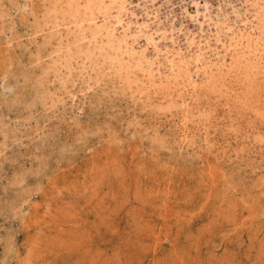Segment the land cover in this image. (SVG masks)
Masks as SVG:
<instances>
[{"label":"rangeland","instance_id":"obj_1","mask_svg":"<svg viewBox=\"0 0 264 264\" xmlns=\"http://www.w3.org/2000/svg\"><path fill=\"white\" fill-rule=\"evenodd\" d=\"M54 1L0 0V264H264V43L262 60L240 66L241 47L216 43L239 33L253 5L209 0L223 33L186 19L181 51L185 38L211 48L198 64L193 52L176 56L200 77L186 93L184 69L164 62L170 32L137 40L154 78L127 61L118 72L77 50L93 44H72L73 20ZM144 1L124 23L151 33L170 10L168 20L184 18L180 0L157 17Z\"/></svg>","mask_w":264,"mask_h":264},{"label":"bare ground","instance_id":"obj_2","mask_svg":"<svg viewBox=\"0 0 264 264\" xmlns=\"http://www.w3.org/2000/svg\"><path fill=\"white\" fill-rule=\"evenodd\" d=\"M56 1V0H55ZM54 1V2H55ZM65 7L59 5V7H63L60 9L59 14L62 15L63 18L67 16L69 19L71 18L73 21L70 22L69 24L73 25V29H69L68 31L73 34L71 37H74V40L71 39L73 42L72 44H75L77 41L81 40H87L88 43L91 45L93 44L92 48L86 47L83 48L78 46L79 52H82L86 58H91L95 54L101 55L104 57L105 61L109 60V63L115 65L114 68L116 67L117 71L121 70H126V66L128 65L129 69L133 67V69L142 72L141 74H144L149 78H152L154 74L149 70L153 66V63L149 62L145 56L142 54V51L137 50V40L139 38L144 37L146 39L147 45H153L155 42L154 40V34L161 33L162 38H166V35L168 32L172 35L171 43H172V50L169 52H165V58L164 62L167 63L168 70L172 71H177V73H181L180 69H184L183 71V82L184 85H182V88L186 93L188 92H193L195 90V86L197 85V80H196V75L194 74H189L186 73L185 71V63L186 62H181L182 65L176 64L174 62L176 61V56L179 55H186L187 52H193V60L195 61L196 64L199 63V61H206V59L209 56V51H211V48L209 49V46L207 43H203L200 41V39H192L189 40L188 38H185V51H181V48L178 46L179 43L174 40L175 34H178L180 30H182V25L185 23L186 19H191L196 22L197 24V29L199 30L198 33L201 32H206L204 27H209L211 24L216 28V34H218V24L220 25L219 22L214 20L211 16V11L212 7L209 5V0H201L202 3H200V0H180V14L184 16L182 18V21L179 22V24L175 23V18H176V13L174 12L172 14L171 19L169 17V12L168 11L166 14L167 16L165 17L164 14L163 16L166 19V22L162 23L159 21L157 22V30L154 32L149 33L148 29L143 27L141 24H136L132 23L130 21L125 22L127 17H133L136 16V9L140 6L139 1L141 0H64ZM60 2V1H59ZM149 2L151 9L155 10L154 17L158 16V11L160 10V7L164 2H169V0H145L144 4ZM245 2L251 3L255 9V15L251 20H242L244 23L242 26L243 28H238V34L233 35V36H226L225 34H218L219 36L217 37V42L216 43H221V46L225 48V40L229 39L228 46L226 45V49H240V47L243 49L240 53V56L235 58L236 64H241L242 61H247L248 59L246 56L248 55H254V58L262 60L261 56H256V52L261 53L262 44L264 43L262 36L264 35V0H245ZM244 2V3H245ZM254 2V3H253ZM58 3V2H57ZM135 3V4H134ZM53 4V3H52ZM59 4V3H58ZM61 4V2H60ZM241 4V3H240ZM57 5V4H56ZM232 6V4H231ZM243 6V5H242ZM251 6V5H250ZM54 7V6H53ZM56 7V6H55ZM170 7V6H169ZM220 7V5H218ZM222 7V6H221ZM247 7V6H246ZM252 7V6H251ZM133 8V9H132ZM140 8H143L145 10L146 5H141ZM193 8V10H191ZM51 9V8H50ZM162 9V8H161ZM171 9V8H170ZM247 9V8H246ZM250 9V8H249ZM54 10V9H53ZM142 10V9H141ZM235 10V9H234ZM52 11V10H51ZM55 11V10H54ZM61 12V13H60ZM147 11H145L146 13ZM237 12V11H236ZM241 12V11H240ZM251 14V11H249ZM226 13V12H225ZM232 13V12H231ZM54 14V13H53ZM242 14V13H241ZM50 15V13H49ZM48 15V16H49ZM55 17L54 20L57 22L58 21V15L57 12L55 11ZM60 15V16H61ZM223 16V15H222ZM234 16V15H233ZM51 17V18H52ZM218 17V15H217ZM49 18V17H48ZM250 18V17H249ZM217 19V18H216ZM50 20V19H49ZM63 20V19H61ZM60 20V21H61ZM47 21V20H46ZM228 21V20H227ZM234 21V20H233ZM138 22V21H137ZM49 23V22H48ZM47 23V24H48ZM46 24V25H47ZM63 24V23H62ZM54 24H51V26ZM59 25V24H58ZM57 23H55L54 26H57ZM146 25V24H145ZM60 26V25H59ZM62 26V25H61ZM162 26V27H161ZM195 26V25H194ZM224 26V25H223ZM230 26V25H229ZM247 26L250 27V29ZM45 27V26H44ZM161 27V29H160ZM227 27V26H226ZM64 28V27H63ZM132 28V29H131ZM222 32V28L219 27ZM47 29V28H46ZM56 29V28H55ZM58 29V28H57ZM56 29V30H57ZM236 29V27H235ZM51 28L48 30L50 31ZM138 30V31H136ZM194 30V29H193ZM58 31V30H57ZM66 31V30H65ZM55 32V31H54ZM53 32V33H54ZM66 36L68 35V33ZM191 32V31H190ZM195 32V31H194ZM207 32L210 34V30L207 29ZM232 32V31H231ZM49 33V32H48ZM52 33V32H51ZM56 33V32H55ZM223 33V32H222ZM229 33V32H228ZM47 34V33H46ZM60 34V33H59ZM55 35V34H54ZM196 35V34H195ZM48 36V35H47ZM61 36V35H60ZM70 36V35H68ZM203 34L201 35V37ZM209 36V35H208ZM51 37V36H50ZM65 37V36H64ZM200 37V36H199ZM222 37V38H221ZM55 38V37H54ZM59 38H57L58 40ZM70 39V38H69ZM144 39V40H145ZM209 39V38H208ZM68 41V40H66ZM143 41V40H142ZM157 41V40H156ZM170 41V40H169ZM206 41H208L206 39ZM215 41V40H214ZM57 42V41H56ZM160 42V41H159ZM228 42V41H227ZM143 43V42H142ZM210 43V42H209ZM61 44V43H60ZM78 44V43H76ZM82 44V43H81ZM204 44V45H203ZM89 45V46H90ZM141 45V44H140ZM146 45V46H147ZM156 45V43H155ZM177 45V47L175 46ZM203 45V46H202ZM212 45V43H211ZM64 46V45H63ZM68 46V45H67ZM77 46V45H75ZM74 48L76 49V47ZM218 46V45H217ZM216 46V47H217ZM261 46V47H260ZM72 47V45H71ZM153 47V46H152ZM222 47V48H223ZM73 48V47H72ZM183 48V47H182ZM68 49V48H67ZM143 49V48H142ZM209 49V50H208ZM57 50V48L55 49ZM62 50V49H61ZM60 50V51H61ZM217 50V49H216ZM219 50V49H218ZM234 50V51H235ZM65 51V48H64ZM224 51V50H223ZM58 52V51H57ZM73 52V51H72ZM77 52V51H76ZM141 52V54L139 53ZM227 52V51H226ZM229 52V51H228ZM263 52V51H262ZM56 53V51H55ZM61 53V52H60ZM65 53V52H64ZM62 53V54H64ZM74 53V52H73ZM77 54V53H75ZM162 54V52H161ZM191 54V53H190ZM212 54V53H211ZM215 54V53H214ZM67 55V54H66ZM81 55V54H80ZM124 55H126L128 60L124 59ZM218 56V53H216ZM228 55V54H227ZM231 55V54H230ZM247 56V57H248ZM60 57V56H59ZM58 57V58H59ZM64 57V55H63ZM80 57V56H79ZM96 57V56H95ZM100 57V56H99ZM156 57V56H155ZM184 57V56H183ZM215 57V56H214ZM225 57V56H224ZM69 56L65 57V60L68 61ZM178 58V57H177ZM180 58V57H179ZM186 58V57H185ZM188 58V57H187ZM211 58V57H210ZM218 58V57H217ZM229 58V57H228ZM161 59V58H160ZM190 59V58H189ZM192 59V58H191ZM221 59V58H220ZM224 59V58H223ZM230 59V58H229ZM228 59V60H229ZM258 59V60H259ZM63 60V59H61ZM77 60V59H75ZM96 60V59H95ZM103 60V59H102ZM185 60V59H184ZM187 60V59H186ZM210 60V59H209ZM233 60V59H232ZM259 60V61H260ZM72 61H74L72 59ZM81 61V60H80ZM103 61V62H105ZM128 64H126V62ZM152 61V60H151ZM220 61V60H219ZM86 62V61H85ZM91 62V61H90ZM99 62V61H98ZM211 62V60L209 61ZM217 62V61H216ZM224 62V60H223ZM251 62V61H250ZM249 62V63H250ZM262 62V61H261ZM55 63V62H54ZM58 63H60L58 61ZM80 63V62H79ZM94 63V62H93ZM100 63V62H99ZM194 63V62H193ZM204 63V62H203ZM213 63V62H212ZM218 63V62H217ZM228 63V62H227ZM230 63V62H229ZM233 63V62H232ZM248 63V62H246ZM61 64V63H60ZM59 64V65H60ZM69 64V63H68ZM64 65L65 66H68ZM76 64V63H75ZM84 64V63H83ZM88 64V63H87ZM91 64V63H90ZM88 64V65H90ZM206 64V63H205ZM208 64V63H207ZM206 64V65H207ZM214 64V63H213ZM255 65V63H253ZM70 65V64H69ZM81 65V64H80ZM101 65V64H100ZM105 65V63H104ZM110 65V64H109ZM132 65V66H131ZM223 65V64H221ZM230 65V64H229ZM232 65V64H231ZM247 65V64H246ZM71 66V65H70ZM78 65H76L77 67ZM85 66V65H84ZM87 66V65H86ZM93 66V65H92ZM99 66V65H98ZM111 66V65H110ZM162 66V65H161ZM214 66V65H212ZM219 66V65H218ZM240 66V65H239ZM258 66V65H257ZM73 67V66H72ZM83 67V66H82ZM95 67V66H94ZM108 67V66H106ZM197 67V66H196ZM195 67V68H196ZM243 67V66H242ZM261 67V66H260ZM63 68V67H62ZM65 68V67H64ZM70 68V67H69ZM101 68V67H99ZM103 68V67H102ZM113 68V69H114ZM199 68V67H198ZM251 68V67H250ZM257 68V67H256ZM67 69V68H66ZM71 69V68H70ZM81 69V68H80ZM79 69V70H80ZM89 69V68H88ZM210 69V68H209ZM231 69V68H230ZM245 69L247 67L245 66ZM69 70V69H68ZM67 70V71H68ZM82 70V69H81ZM92 70V67H91ZM109 70V69H108ZM107 70V71H108ZM111 70V69H110ZM204 70V69H203ZM228 70V69H227ZM232 70V69H231ZM234 70V69H233ZM261 70V69H260ZM73 71V70H72ZM83 71V70H82ZM81 71V72H82ZM98 71V70H97ZM105 71V70H104ZM103 71V73H105ZM166 71V70H165ZM201 71V70H200ZM213 71V70H212ZM217 71V70H216ZM221 71V70H220ZM226 71V70H225ZM235 71V70H234ZM254 71V70H253ZM76 72V71H75ZM95 72V71H94ZM115 72V71H114ZM158 72V71H157ZM169 72V71H168ZM206 72V71H205ZM204 72V73H205ZM230 72V71H229ZM238 72V71H236ZM247 72V71H246ZM64 73V72H63ZM110 73V72H109ZM107 73V74H109ZM173 73V72H172ZM215 73V72H214ZM224 73V72H223ZM227 73V71H226ZM67 74V73H66ZM82 74V73H80ZM106 74V75H107ZM112 74V73H111ZM133 74V73H131ZM138 74V73H137ZM160 74V73H159ZM176 74V73H175ZM208 74V73H207ZM234 74V73H233ZM248 74V73H247ZM85 75V74H84ZM125 75V74H124ZM130 75V74H129ZM220 75V74H219ZM222 75V74H221ZM238 75V74H237ZM246 75V74H245ZM244 75V76H245ZM77 77V75H75ZM83 76V75H82ZM88 76V75H87ZM90 76V75H89ZM112 76V75H111ZM117 76V75H116ZM120 76V75H119ZM140 76V75H139ZM176 76H179L177 74ZM214 76V75H213ZM66 78L67 75L65 76ZM79 77V76H78ZM77 77V78H78ZM81 77V76H80ZM130 77V76H129ZM199 77V76H198ZM197 77V78H198ZM204 77V76H203ZM208 77V76H206ZM218 77V76H217ZM229 77V76H228ZM247 77V76H246ZM154 78V77H153ZM169 78V77H168ZM166 77V79H168ZM174 78V77H173ZM177 78V77H175ZM180 78V79H181ZM200 78V77H199ZM211 78V77H210ZM213 78V77H212ZM214 78H216L214 76ZM249 78V77H248ZM69 79V78H68ZM73 79V77H72ZM87 79V78H86ZM90 79V78H89ZM116 79V78H115ZM203 79V78H202ZM206 79V78H205ZM208 79V78H207ZM222 79V78H221ZM61 80V79H60ZM65 80V79H64ZM76 80V79H74ZM73 80V81H74ZM136 80V79H135ZM170 80V78H169ZM176 80V79H175ZM82 81H85L82 79ZM168 81V80H167ZM72 82V81H71ZM86 82V81H85ZM84 82V83H85ZM123 82V81H122ZM182 82V81H181ZM203 82H205L203 80ZM202 82V83H203ZM214 82V81H213ZM133 83V82H132ZM141 83V82H139ZM153 83V82H152ZM166 83V82H165ZM175 83V82H174ZM216 83V82H215ZM222 83V82H221ZM69 84V83H68ZM146 84V83H145ZM157 84V83H156ZM155 86H159L156 85ZM162 84V83H161ZM183 84V83H182ZM230 84V83H229ZM67 85V84H66ZM142 85V84H141ZM153 85V84H152ZM164 85V84H163ZM211 85V84H210ZM162 87V85H160ZM165 86V85H164ZM180 86V85H179ZM198 86V85H197ZM200 86V85H199ZM223 86V85H222ZM220 86V88L222 87ZM142 87V86H141ZM146 87V86H145ZM160 87V89H161ZM202 87V86H201ZM198 88V87H197ZM212 88V87H211ZM203 89V88H202ZM201 89V90H202ZM205 89V88H204ZM208 89V88H207ZM213 89V88H212ZM211 90V89H210ZM215 90V89H214ZM69 91V90H68ZM145 91V90H144ZM148 91V90H147ZM157 91V90H156ZM146 92V91H145ZM195 92V91H194ZM219 92V91H218ZM136 93V92H135ZM222 93V92H221ZM145 94V93H143ZM142 94V95H143ZM148 94V93H147ZM191 94V93H190ZM196 94V93H195ZM135 95V94H134ZM133 95V96H134ZM140 95V93H139ZM149 95V94H148ZM147 95V96H148ZM155 95V94H153ZM178 95V94H177ZM187 95V94H186ZM144 96V95H143ZM180 96V95H179ZM196 96V95H195ZM182 97V96H181ZM179 97V98H181ZM187 97V96H186ZM185 97V98H186ZM190 97V96H189ZM187 97V98H189ZM191 98V97H190ZM169 99V98H168ZM171 99V98H170ZM184 99V97L182 98ZM171 101V100H170ZM189 101V100H188ZM187 102V101H186ZM176 103V102H175ZM156 105V104H155ZM160 105V104H159ZM171 105V104H170ZM182 105V104H181ZM160 107V106H159ZM163 107V106H162ZM176 107V106H175ZM173 108V107H172ZM171 110V109H170Z\"/></svg>","mask_w":264,"mask_h":264}]
</instances>
